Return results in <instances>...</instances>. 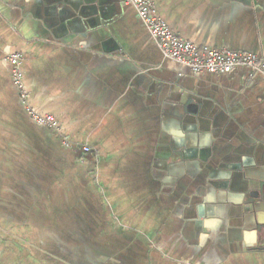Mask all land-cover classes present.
<instances>
[{
  "label": "crops",
  "instance_id": "0c3cea01",
  "mask_svg": "<svg viewBox=\"0 0 264 264\" xmlns=\"http://www.w3.org/2000/svg\"><path fill=\"white\" fill-rule=\"evenodd\" d=\"M152 1L264 60V0ZM0 264H264V78L191 73L124 0H0Z\"/></svg>",
  "mask_w": 264,
  "mask_h": 264
},
{
  "label": "built area",
  "instance_id": "2783aa9c",
  "mask_svg": "<svg viewBox=\"0 0 264 264\" xmlns=\"http://www.w3.org/2000/svg\"><path fill=\"white\" fill-rule=\"evenodd\" d=\"M131 6L141 25L150 38L156 43L159 51L166 59L185 66L195 75L202 73H231L237 68H246L264 78V60L252 52L230 51L198 46L180 40L167 24L156 13L152 0H124ZM12 67L13 83L22 100L26 99V90L21 70V55L13 53L8 56ZM31 118L39 125L55 131L65 147L73 143L62 134L56 119L49 114H37L29 109ZM82 153L90 151L87 145H78Z\"/></svg>",
  "mask_w": 264,
  "mask_h": 264
}]
</instances>
